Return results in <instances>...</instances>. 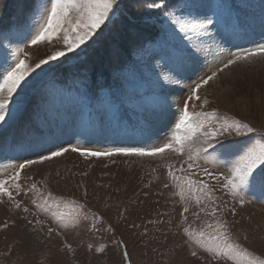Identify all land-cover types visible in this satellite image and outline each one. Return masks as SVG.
Here are the masks:
<instances>
[{"label": "rangeland", "instance_id": "374dc122", "mask_svg": "<svg viewBox=\"0 0 264 264\" xmlns=\"http://www.w3.org/2000/svg\"><path fill=\"white\" fill-rule=\"evenodd\" d=\"M146 2L142 0V3ZM202 2L216 10L218 26L225 36L231 37L232 44L251 47L264 43V0ZM126 3L130 6L124 9V14L114 17L97 38L103 40L96 39L98 42L95 43V40L84 50L82 57L86 59L82 64L71 60L44 67V71L38 70V75L24 85L21 95L28 100L26 111L21 117L9 120L0 131V152L4 156H27L35 150L28 141L42 138L72 142L76 146L86 144L94 150H103L114 143L151 145L162 142L169 135L168 120L151 117L150 124L144 122V117L148 115L144 109L156 101L151 93L153 83L157 74H162L165 69L143 55L141 46L157 39L158 29L145 23L148 14L144 8L132 6L135 0H126ZM217 5L220 7L217 8ZM31 7L32 0L0 2V30L4 32L0 36L3 42L0 64L10 59L8 49L16 47L30 54V63L37 62L50 52L48 44H27L30 28L25 20L31 24ZM237 19L241 27L238 34L232 36ZM100 67L105 71L101 73ZM64 70L65 73L69 70L67 76L62 75ZM72 73H75V81L68 78ZM206 73L210 74L209 68L201 66L198 75ZM196 78L193 76L192 80H184L181 85L172 84L170 97L179 99L182 106ZM97 85L100 91L96 93L91 89ZM200 95H207L210 107L250 122L257 128H264V59L254 57L251 62L225 70L215 83L202 88ZM197 104L192 102V107L198 111ZM173 110H176L175 105ZM101 117L103 124L89 132L86 138L77 135L91 121ZM115 119L127 125V130L113 131ZM28 158L35 159L34 156ZM181 159L171 153L166 154L163 160H151L125 156L82 157L69 151L60 158L34 164L22 174L33 176L37 182H46L55 195L82 199L81 193L87 188L88 207L99 212L116 228V235L122 236L127 243L132 264H168L170 257L173 264H203L189 256L175 226L181 210L179 204L173 206L177 197L170 196L171 189L165 190L155 183L157 176L165 174L162 165L178 167ZM20 162L18 159H0V175L6 173V166ZM7 171L11 169L7 168ZM150 180L154 182L151 188L148 186ZM159 192H163V196L158 195ZM221 199L227 202V209L236 208L235 215L225 210L233 231L240 234L242 242L250 250H255L257 254L264 252V198L249 194L246 199L250 202L243 207L231 197L221 196ZM65 211H72L71 206H66ZM159 213H168L163 219L171 218L172 224L159 227L147 223L150 219L160 218ZM22 215H13L7 205H0V224L7 220L10 225L7 231L0 230V264H119L120 250L111 247V235L98 221L95 223L99 232L82 229L69 231L67 237L53 235L48 238L46 228L44 233L29 235L31 226L20 218ZM204 219L202 215L200 221H192L189 214L194 226H200ZM13 220L16 222L14 226L11 224ZM133 222L140 227H130ZM145 227L150 234L142 237ZM245 234L247 241H243ZM65 238L73 244L74 255L62 247L61 242ZM90 242L97 246L108 242L110 247L103 255L88 252L86 245Z\"/></svg>", "mask_w": 264, "mask_h": 264}, {"label": "snow or ice", "instance_id": "6c2138e0", "mask_svg": "<svg viewBox=\"0 0 264 264\" xmlns=\"http://www.w3.org/2000/svg\"><path fill=\"white\" fill-rule=\"evenodd\" d=\"M129 6L126 0H32L31 24L25 20L30 28L27 44H48L51 50L44 58L30 63V54L23 48L8 49L10 59L0 64V131L9 120L21 117L26 111L28 100L21 93L28 80L38 75V70L42 72L44 67L71 60L82 64L86 59L82 57L84 50L113 22L114 17L123 15ZM132 6L144 8L148 14L145 23L158 29L157 39L141 46L143 55L165 69L162 74H157L153 83L151 93L156 101L144 109L148 113L144 122L150 124L151 117L168 120L169 135L162 142L151 145L114 143L103 150H94L86 144L76 146L72 142L42 138L28 141L35 150L27 156L7 157L0 152V159L22 161L6 166V173L0 175V205H7L13 215L23 213L20 218L31 226L29 235L44 233L45 228L48 238L53 235L67 237L69 231L82 229L99 232L95 223L98 221L110 233L111 247L120 250L119 264H132L127 243L122 236L116 235V228L99 212L88 207L87 188L81 193L82 199L55 195L46 182H37L33 176L22 173L34 164L60 158L69 151L82 157L125 156L151 160H163L171 153L182 158L179 166L162 165L165 174L157 176L155 183L165 190L171 189L170 196L177 197L173 206L179 204L181 210L175 226L189 256L203 264H227L228 261L232 264H264V252L257 254L250 250L240 234L233 231L226 218L227 202L221 199V196L231 197L243 207L250 202L246 199L249 194L264 198V128L210 107L207 95H200V90L215 83L225 70L251 62L254 57L264 59V43L251 47L232 44L231 37L225 36L218 26L216 10L202 0H147L146 3L135 0ZM240 27L237 19L232 36L238 34ZM2 35L4 32L0 30ZM0 46H3L2 41ZM201 66L209 68L210 74L198 75ZM193 76L197 78L181 106L179 99L170 97L169 88L172 84L181 85L184 80H192ZM194 101L198 102L200 110L192 107ZM102 124V117L91 121L77 135L86 138ZM112 130L126 131L127 125L115 119ZM7 168L11 171L8 172ZM153 183L149 181V188ZM157 194L163 196V192ZM68 205L72 209L70 212L65 211ZM193 208L196 210L192 211ZM227 210L236 214L235 206ZM189 214L192 221H200L202 215L205 219L197 227L189 220ZM158 216L160 218L150 219L147 223L163 227L173 222L171 218L163 219L168 213H159ZM15 223V220L11 221L13 226ZM9 226V221L5 220L0 224V230L7 231ZM130 227L140 225L133 222ZM149 234L145 227L141 236ZM247 240L248 236L243 235V241ZM61 244L75 254L73 244L66 238ZM109 247L108 242L98 246L90 242L86 250L103 255ZM168 264H173L171 257Z\"/></svg>", "mask_w": 264, "mask_h": 264}, {"label": "trees", "instance_id": "16d2710c", "mask_svg": "<svg viewBox=\"0 0 264 264\" xmlns=\"http://www.w3.org/2000/svg\"><path fill=\"white\" fill-rule=\"evenodd\" d=\"M105 31H107V30H105ZM104 33H105V32H104ZM97 40H103V39L100 38V39H97ZM97 40L95 41V43L98 42ZM100 44H101V42H100ZM102 44L104 45L103 42H102ZM99 71L102 73V72L105 71V69L100 67ZM63 72H64V73H62V72H61V73H62V75L65 76L67 73H69V70L66 71V73H65V70H64ZM100 72H99V74H101ZM66 76H67V75H66ZM74 76H75V73H72V75H69L68 78H69L70 80H72V81H75V79L73 78ZM72 78H73V79H72ZM93 84H94V83H93ZM91 90L96 91V93H97L98 91H100V88H99L98 85H97L96 87H94V88L91 89Z\"/></svg>", "mask_w": 264, "mask_h": 264}]
</instances>
